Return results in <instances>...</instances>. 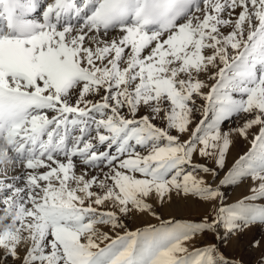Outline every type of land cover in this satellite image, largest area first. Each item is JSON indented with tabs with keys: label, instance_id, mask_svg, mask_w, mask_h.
Returning <instances> with one entry per match:
<instances>
[{
	"label": "snow or ice",
	"instance_id": "1",
	"mask_svg": "<svg viewBox=\"0 0 264 264\" xmlns=\"http://www.w3.org/2000/svg\"><path fill=\"white\" fill-rule=\"evenodd\" d=\"M0 166V264H242L190 245L264 226V0H0ZM174 192L215 214L115 232Z\"/></svg>",
	"mask_w": 264,
	"mask_h": 264
},
{
	"label": "rangeland",
	"instance_id": "2",
	"mask_svg": "<svg viewBox=\"0 0 264 264\" xmlns=\"http://www.w3.org/2000/svg\"><path fill=\"white\" fill-rule=\"evenodd\" d=\"M47 0H41V8H43L44 3ZM201 79H206L205 75H201ZM200 116L197 114V119ZM243 117L232 118L226 121L223 125V130H228L229 128H234L242 124ZM251 146V137L248 140L242 137H236L234 139L233 146L230 149L228 156V164L230 165L234 159L243 155ZM196 162H205L200 157H195ZM208 163H212L208 161ZM5 172H0V178L12 177L15 175H23L26 169L22 167H16L14 169H9L6 166ZM82 167V166H81ZM21 171H20V170ZM19 170V172H18ZM80 167L77 168L79 172ZM190 170V169H189ZM19 173V174H18ZM224 171L221 170V176L223 177ZM198 175H203L205 180H210L206 174L198 173ZM219 184V178L216 179L213 186ZM253 184V181L245 180L243 183L238 185H225L221 187V192L223 193V200L225 203H234L243 197L250 194L249 189ZM153 205L152 211L156 213L155 216L152 215V211L139 212L136 209H132L129 214L122 216L121 222L125 225L124 229H116L115 232L123 231H134L139 228L146 227L148 225H157L160 220H185L197 222L202 220L205 216H213L215 214V204L203 201L195 196L185 197L183 193H173L171 199H166L161 203L158 199L153 198L149 201ZM175 208V209H174ZM198 210V211H197ZM185 211V212H184ZM157 217L159 219H157ZM102 231L114 234L113 229L110 225H99ZM219 237V238H217ZM254 240H264V226H256L243 234L231 235L224 232L223 228L220 229L219 233H207L198 235L193 239L190 246H201L207 243H215L225 254L230 258H236L242 262V264H264V248H255L251 245V241ZM9 264H12L11 259Z\"/></svg>",
	"mask_w": 264,
	"mask_h": 264
},
{
	"label": "bare ground",
	"instance_id": "3",
	"mask_svg": "<svg viewBox=\"0 0 264 264\" xmlns=\"http://www.w3.org/2000/svg\"><path fill=\"white\" fill-rule=\"evenodd\" d=\"M20 170V169H19ZM19 170H18V172H19ZM21 171V170H20ZM19 174V173H18ZM175 209V208H174ZM198 211V210H197ZM185 212V211H184Z\"/></svg>",
	"mask_w": 264,
	"mask_h": 264
}]
</instances>
